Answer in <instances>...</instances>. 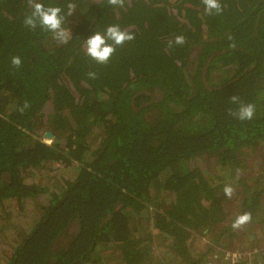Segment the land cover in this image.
I'll use <instances>...</instances> for the list:
<instances>
[{
  "label": "trees",
  "instance_id": "trees-1",
  "mask_svg": "<svg viewBox=\"0 0 264 264\" xmlns=\"http://www.w3.org/2000/svg\"><path fill=\"white\" fill-rule=\"evenodd\" d=\"M39 2L62 15L75 4L68 43L24 25L27 0H0V213L36 214L15 246L0 241V264H102L106 249L112 264H204L235 236L224 187L249 223L262 203L264 0H220L212 15L202 0ZM109 25L135 38L97 64L82 46ZM233 95L255 106L251 120L229 114ZM195 159L211 179L186 166ZM46 166L56 191L26 182ZM194 233L211 246L191 251Z\"/></svg>",
  "mask_w": 264,
  "mask_h": 264
},
{
  "label": "clouds",
  "instance_id": "clouds-1",
  "mask_svg": "<svg viewBox=\"0 0 264 264\" xmlns=\"http://www.w3.org/2000/svg\"><path fill=\"white\" fill-rule=\"evenodd\" d=\"M125 0H108V4L112 6L124 5ZM204 5V11L208 15L220 14L223 11L220 0H202ZM27 4L32 9L30 15L26 16L23 23L30 29H35L39 26L41 29L52 33L53 38L61 44H66L71 39V32L68 28L63 27L65 15L70 16L74 12L76 6L73 3L67 5V12L62 15V8L59 6H48L45 7L39 0H27ZM134 35L131 33L121 30L119 25H109L106 30L101 32H94L90 35L83 43V49L85 54L94 60L97 64H107L116 51V48L122 46L125 42L132 41ZM231 39V37H229ZM111 42V43H109ZM185 42V38L176 36L174 41H169V47L172 44L182 45ZM22 61L19 56H13L11 58V64L19 68ZM88 76L92 79L96 78L95 72H89ZM233 104L239 103L237 110L233 111L229 109V114L235 116L240 121L251 120L255 114V106L253 104L240 103L239 98L233 95L230 98ZM29 104L25 102L22 108L19 110L23 112ZM44 143L50 144L51 141L45 139ZM224 194L231 198L233 188L231 186H225L223 189ZM250 213H243L238 215L232 222L231 227L233 229H239L243 225L251 221Z\"/></svg>",
  "mask_w": 264,
  "mask_h": 264
},
{
  "label": "rangeland",
  "instance_id": "rangeland-1",
  "mask_svg": "<svg viewBox=\"0 0 264 264\" xmlns=\"http://www.w3.org/2000/svg\"><path fill=\"white\" fill-rule=\"evenodd\" d=\"M3 103L4 102H0V105H2ZM42 129L39 131L40 135L38 136V138L43 142L45 139H43L42 136L46 132V130H45V128H42ZM52 141H51V143H52ZM44 144H47V143H44ZM50 144H47V145H50ZM186 166L189 168H200V170L203 172V175L208 174L205 176L206 179H208L211 176L210 171L212 170V167H211L210 161L207 162L204 159L203 160L202 159H195V160L187 162ZM245 171L250 172L249 168L245 169ZM52 175H53V177H52ZM26 182L27 183H34V184L37 183L39 186L40 185L41 186H47V189L49 191L55 190V188L58 187V184L61 183L59 176L55 175L54 170L52 169V167L50 168L49 166H46V168L41 172L36 171V172L31 173V176L29 178H27ZM247 182H248V179H247ZM263 182L264 181H261L262 184H263ZM232 186H234V185H232ZM254 186L255 185H251V187H254ZM234 190L237 192V190H240V189L235 186ZM238 199H240V198L239 197L234 198V196L232 194L231 203L226 201L227 203L225 202V205H224L225 209L228 212H230V214H231V211L233 212V214L231 216L230 215L228 216V219L230 221L229 226H230L231 232L235 233V236H234L235 240L234 241L239 240L242 242H246L244 240L249 239L252 236V234L256 235L257 238H260L264 234V194H263L262 203L260 204L259 210L255 216V219H253V223H247L239 229H233L231 227L232 222L234 221V219L238 215V204L236 203L235 200H238ZM164 201L168 202L169 198H164ZM12 218H14V219H10V220L4 219V217L0 213V241L3 242V244L5 246H8V247L15 246V243L17 242L16 240L18 237V231L21 230L20 228H23L24 230H26L25 227L22 225L21 221L23 220V221L28 222L29 224H32V222H34V220H36L35 219L36 214L35 215L31 214L28 217V219H26V218H23V216L21 214L18 215L16 213H13ZM24 219H26V220H24ZM143 224L144 223L142 222V226H143ZM139 228H140V224H139ZM148 228H149L148 229L149 232H151L152 229L149 226H148ZM190 240H191L190 241L191 251L197 252L198 249H202V248L204 249L205 248V247H201V245L198 244L199 240L196 239L195 235H192V238ZM215 244H218V243H215ZM232 247H235L236 249H238L241 246H240V244H236V246H235V243H233ZM106 250H104V251H106ZM104 251L99 252L101 255L102 264H104V263L112 264V262H108V261H110V260H108L110 257H108L104 253ZM230 251H231V249H230ZM198 252H200V250H198ZM162 258H164V257H162Z\"/></svg>",
  "mask_w": 264,
  "mask_h": 264
},
{
  "label": "built area",
  "instance_id": "built-area-1",
  "mask_svg": "<svg viewBox=\"0 0 264 264\" xmlns=\"http://www.w3.org/2000/svg\"><path fill=\"white\" fill-rule=\"evenodd\" d=\"M196 239L199 240L198 244L201 247L210 245L205 237L197 236ZM256 240L258 241L255 246L243 251H230L220 246H213L214 248L204 264H264V234Z\"/></svg>",
  "mask_w": 264,
  "mask_h": 264
},
{
  "label": "crops",
  "instance_id": "crops-1",
  "mask_svg": "<svg viewBox=\"0 0 264 264\" xmlns=\"http://www.w3.org/2000/svg\"><path fill=\"white\" fill-rule=\"evenodd\" d=\"M211 172V171H210ZM206 175H208V174H206ZM205 174H204V176H206ZM209 179H211L210 177H209ZM208 180V179H207ZM151 228V227H150ZM230 231H231V229H230ZM195 234V236L197 237V236H201V237H205V238H207V239H209L208 238V236H204V235H199L198 233H194ZM253 235V234H252ZM254 236V238H252V237H250L249 239H246V240H244V241H246V242H242V241H234L235 239H234V237L231 239V240H229L228 238H227V236L225 235V236H223L222 237V239L220 240V241H218V242H216V243H218V245L217 246H220V247H223V248H227V250L229 249H231V250H247V249H249V248H252L253 246H255V243L258 241V240H256L257 239V237H256V235H253ZM226 242V244H228L229 246H231V247H228L226 244L224 245V243ZM233 243H235V246H236V244H240V246L241 247H239L238 249H236L235 247H232L233 246ZM216 245V244H215ZM198 250H200V252H198ZM197 250V252L198 253H201L202 252V250H203V248L202 249H198ZM211 253V252H210ZM209 253V254H210ZM208 258V257H207ZM169 259V258H168ZM166 260V259H165Z\"/></svg>",
  "mask_w": 264,
  "mask_h": 264
},
{
  "label": "water",
  "instance_id": "water-1",
  "mask_svg": "<svg viewBox=\"0 0 264 264\" xmlns=\"http://www.w3.org/2000/svg\"><path fill=\"white\" fill-rule=\"evenodd\" d=\"M42 137H43V139H47V140H50V141L53 140V136H52V134H51L49 131H46V132L43 134ZM251 237L254 238L253 235H252Z\"/></svg>",
  "mask_w": 264,
  "mask_h": 264
}]
</instances>
